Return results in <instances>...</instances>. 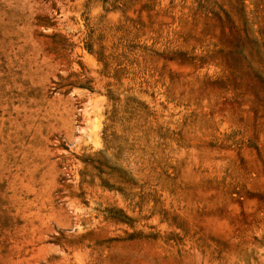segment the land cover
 <instances>
[{"label":"rangeland","instance_id":"obj_1","mask_svg":"<svg viewBox=\"0 0 264 264\" xmlns=\"http://www.w3.org/2000/svg\"><path fill=\"white\" fill-rule=\"evenodd\" d=\"M0 264H264V0H0Z\"/></svg>","mask_w":264,"mask_h":264}]
</instances>
